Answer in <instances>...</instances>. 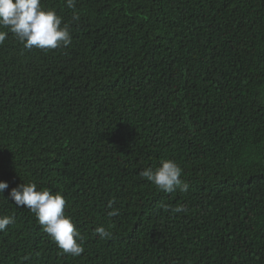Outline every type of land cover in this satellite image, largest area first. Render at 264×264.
Segmentation results:
<instances>
[{
  "label": "trees",
  "instance_id": "16d2710c",
  "mask_svg": "<svg viewBox=\"0 0 264 264\" xmlns=\"http://www.w3.org/2000/svg\"><path fill=\"white\" fill-rule=\"evenodd\" d=\"M41 5L72 43L0 45V180L60 191L84 252L0 197V264H264V0H76L78 21ZM162 159L187 193L140 177Z\"/></svg>",
  "mask_w": 264,
  "mask_h": 264
},
{
  "label": "clouds",
  "instance_id": "9594fccd",
  "mask_svg": "<svg viewBox=\"0 0 264 264\" xmlns=\"http://www.w3.org/2000/svg\"><path fill=\"white\" fill-rule=\"evenodd\" d=\"M65 6L73 9V21H78L80 16L75 11L76 0H65ZM63 18L54 9H46L41 5V0H0V45L5 42L9 32L24 45L26 49L52 50L68 47L72 43L69 25L62 23ZM182 168L171 159H162L159 166L146 167L140 171L141 178L158 190L167 194L174 191L187 193L189 185L181 179ZM9 185L0 180V197L11 201L16 208H26L35 215L36 220L43 231L49 235L61 250V254H70L73 257L80 256L84 252L85 238L74 225L73 218L65 214L66 199L60 191L53 192L50 188L38 190L37 184L27 182L18 184L11 188L8 196L3 193ZM114 201H109L108 207L112 208ZM160 209L172 213L186 211L183 205L170 208L169 205L161 203ZM119 209L107 212L109 218L118 216ZM15 222L14 216L0 215V231ZM107 227H96L94 232L101 240H108L112 236ZM29 259L28 256L24 257Z\"/></svg>",
  "mask_w": 264,
  "mask_h": 264
},
{
  "label": "bare ground",
  "instance_id": "6f19581e",
  "mask_svg": "<svg viewBox=\"0 0 264 264\" xmlns=\"http://www.w3.org/2000/svg\"><path fill=\"white\" fill-rule=\"evenodd\" d=\"M51 240V239H50Z\"/></svg>",
  "mask_w": 264,
  "mask_h": 264
}]
</instances>
